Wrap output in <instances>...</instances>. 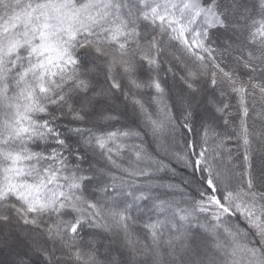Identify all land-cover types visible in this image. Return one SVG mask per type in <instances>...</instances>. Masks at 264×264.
<instances>
[{"label":"snow or ice","instance_id":"obj_1","mask_svg":"<svg viewBox=\"0 0 264 264\" xmlns=\"http://www.w3.org/2000/svg\"><path fill=\"white\" fill-rule=\"evenodd\" d=\"M0 264H264V0H0Z\"/></svg>","mask_w":264,"mask_h":264}]
</instances>
